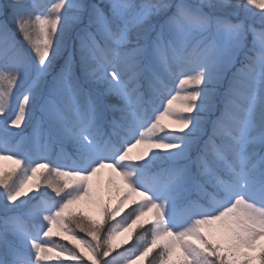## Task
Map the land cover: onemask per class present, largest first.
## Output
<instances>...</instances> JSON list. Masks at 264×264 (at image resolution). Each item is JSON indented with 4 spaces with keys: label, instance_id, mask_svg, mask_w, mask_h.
<instances>
[{
    "label": "snow or ice",
    "instance_id": "obj_1",
    "mask_svg": "<svg viewBox=\"0 0 264 264\" xmlns=\"http://www.w3.org/2000/svg\"><path fill=\"white\" fill-rule=\"evenodd\" d=\"M61 258L264 264V0H0V264Z\"/></svg>",
    "mask_w": 264,
    "mask_h": 264
},
{
    "label": "rangeland",
    "instance_id": "obj_2",
    "mask_svg": "<svg viewBox=\"0 0 264 264\" xmlns=\"http://www.w3.org/2000/svg\"><path fill=\"white\" fill-rule=\"evenodd\" d=\"M46 2H47V0H37V3H39V4H43V3H46ZM134 154H135V150H134ZM4 166H5V169H9V168L12 167V164H11L10 161H5L4 162ZM107 176H108V173L105 170L96 178L100 182L101 188H103V182L106 180ZM78 209H83L87 214H89L94 219H98V217H99V215L96 212L95 208L93 206L89 205V204L81 203L80 205H76V206L73 207V210H75V211L78 210ZM54 231H57V230L54 228ZM77 232H78V230H77ZM78 234L82 238H87L85 236V234H83V233H78ZM128 235H129V233H123L122 235L117 236L115 242L118 243V244H122L123 245L124 244L123 242L125 240H127ZM50 242L52 244H56L58 246L59 245H64V246H67V247H72V245L67 240L61 239L60 236L51 237ZM120 252H126V250H122ZM111 258H112V256L109 257V259H111ZM145 262H146V260L137 262V264H145ZM49 264H74V262L63 261V258H61L60 261L52 260V261L49 262ZM85 264H87V262H85ZM119 264H123V261L122 260L119 261Z\"/></svg>",
    "mask_w": 264,
    "mask_h": 264
},
{
    "label": "trees",
    "instance_id": "obj_3",
    "mask_svg": "<svg viewBox=\"0 0 264 264\" xmlns=\"http://www.w3.org/2000/svg\"><path fill=\"white\" fill-rule=\"evenodd\" d=\"M129 209H126V211H128ZM76 211H81L84 213V215L86 216H90L89 214H87L83 209H78ZM121 215H124L123 213ZM91 217V216H90ZM92 219H94L93 217H91ZM100 217H98V219H94V220H99ZM119 219V217L117 218ZM135 227V226H134ZM145 227H148V226H145ZM141 231H143V229H137L136 233L134 234V238H135V235L139 234ZM133 241H129L127 244H123L121 248L119 249H116L115 251H113L112 253H110V256L114 257L116 256L118 253H124V252H120L122 250H127L131 247ZM149 259H151V257H149ZM145 264H148V261L146 260Z\"/></svg>",
    "mask_w": 264,
    "mask_h": 264
}]
</instances>
